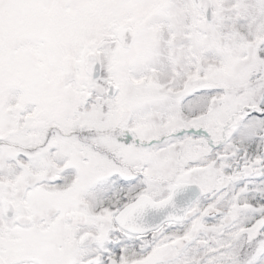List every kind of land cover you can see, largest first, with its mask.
<instances>
[{
    "label": "snow or ice",
    "instance_id": "6c2138e0",
    "mask_svg": "<svg viewBox=\"0 0 264 264\" xmlns=\"http://www.w3.org/2000/svg\"><path fill=\"white\" fill-rule=\"evenodd\" d=\"M0 264H264V0H0Z\"/></svg>",
    "mask_w": 264,
    "mask_h": 264
}]
</instances>
